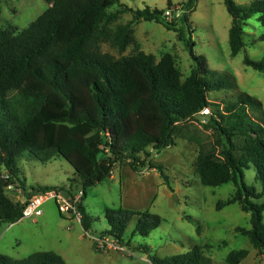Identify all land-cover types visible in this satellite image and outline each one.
Listing matches in <instances>:
<instances>
[{"label": "trees", "instance_id": "16d2710c", "mask_svg": "<svg viewBox=\"0 0 264 264\" xmlns=\"http://www.w3.org/2000/svg\"><path fill=\"white\" fill-rule=\"evenodd\" d=\"M46 1L49 6L19 33L0 29V226L21 220L24 202L37 195L62 191L72 198L80 189L84 197L87 188L110 177L119 164L126 162L134 170L155 169L149 150L158 153L173 146L178 126L209 108L206 127L215 137L211 144L197 142L195 173L204 186L233 183L234 193L218 202L216 209L238 204L241 211L249 213L250 228L236 231L264 256L262 103L239 91L230 100L209 101L210 92L233 90L235 79L224 81L210 70L204 57L194 54L191 37L184 39L182 32L178 38L194 61L183 81L169 54L156 62L153 55L140 50L116 59L99 50V44L107 42L124 52L132 41L136 21H153L175 30L180 20L181 28L189 29L185 14L167 23L164 11H133L119 0ZM195 1L188 0L185 8L192 10ZM224 5L231 18L228 44L234 57L245 47L246 21L257 16L264 26V0H251L246 6L224 0ZM116 6L119 9L110 11ZM126 11L133 19L111 30L109 25ZM257 41L264 42V34ZM243 64L264 74V55L259 60L245 57ZM57 157L74 170L67 186H44L31 192L21 187V202L7 196V189L22 186L21 159L46 164ZM250 167L259 191L244 183V170ZM81 201L77 204L79 225L86 233L92 218ZM104 218L108 228L99 237H110L121 247L128 244L124 233L133 218L131 237H146L161 223L159 216L147 211L121 208H107ZM93 247L100 252L95 242ZM203 248L208 246H194L184 254L165 258L149 256V260L151 264H211ZM136 249L150 252L145 245ZM247 254L246 250L232 251L225 263L240 264ZM0 264L66 263L56 253L35 252L20 260L0 254Z\"/></svg>", "mask_w": 264, "mask_h": 264}, {"label": "rangeland", "instance_id": "374dc122", "mask_svg": "<svg viewBox=\"0 0 264 264\" xmlns=\"http://www.w3.org/2000/svg\"><path fill=\"white\" fill-rule=\"evenodd\" d=\"M233 1L240 6L251 2ZM187 2L119 0L120 4L133 11L145 8L161 12L170 10L180 18L185 14L189 29L181 28L180 20L175 30H168L153 21H136L132 25V41L124 52H118L107 42L99 44L100 52L116 59L140 50L153 55L156 62L164 54H169L174 57L183 81L194 67V61L184 42L178 38L179 32H182L184 39L191 37L194 54L204 57L210 70L224 81L235 79L236 87L233 90L210 92L207 94L209 101L230 100L239 91L259 100L264 112V74L243 64L245 57L259 60L264 55V42L257 41L264 34V26L257 21V16L248 19L243 26L245 47L232 57L228 44L231 18L224 0H196L192 10L185 8ZM48 6L46 0H0V29L12 34L19 33ZM117 9L119 7L116 6L110 11L115 12ZM132 19L131 12H123L109 28L114 30ZM173 21L177 20L166 22ZM207 121L208 116H196L178 126L173 146L158 153L150 149L151 162L156 166L154 170L148 167L134 170L125 162L115 166L111 177L87 188L81 204L92 218V223L86 233L70 212L69 196L62 191H55L57 198H47L39 207L38 216L0 226V254L11 260H20L35 252H53L66 264H151L149 256L165 258L184 254L194 246L207 245L203 253L211 264H226V256L239 250L248 252L240 264H264V256L257 253L248 239L236 231L237 228H250V214L241 211L238 204L216 209L218 202L225 201L234 193L233 183L217 187L204 186L195 173L198 143L211 144L215 137L213 131L206 127ZM18 167L22 186L16 184L6 191L7 196L16 202L23 199L21 187L25 192L44 186L64 187L74 174L72 166L60 157L46 164L21 159ZM254 178L253 167L244 170L246 186L259 191L260 185ZM79 190L73 194L76 195ZM59 206L68 209L59 213ZM107 208L147 211L159 216L161 223L146 237L137 234L131 237L136 221L133 218L124 233L128 244L120 246L123 250H99V234L108 228L104 218ZM103 239L117 245L110 237ZM94 241H97L100 252L94 249ZM138 245L147 246L149 254L137 250Z\"/></svg>", "mask_w": 264, "mask_h": 264}, {"label": "built area", "instance_id": "2783aa9c", "mask_svg": "<svg viewBox=\"0 0 264 264\" xmlns=\"http://www.w3.org/2000/svg\"><path fill=\"white\" fill-rule=\"evenodd\" d=\"M164 18L166 21H172V20H177L178 19V14H176L174 16V11H170V10H165L164 13ZM200 115L202 116H207L210 114V110L209 108H204L199 112ZM57 198V194L55 192H48L45 194H40L37 195L27 201H25V205L24 208L22 210V218H27V217H31L33 215L38 216L39 214V207L43 204V202L49 198ZM83 197V192L81 190H79L76 195H73V197L71 198L70 196L68 197L69 199V205L68 207H70V212H72V215L75 216V220L80 223V213L77 210V204L81 201ZM60 199V198H58ZM64 209L67 211L68 208H63L62 206H59V211H64ZM104 237H101L100 240V249L98 248V243L97 241L96 243V247L99 250H113V251H119V250H123V248H120V246H118V244H110L107 243V240L103 239Z\"/></svg>", "mask_w": 264, "mask_h": 264}, {"label": "crops", "instance_id": "0c3cea01", "mask_svg": "<svg viewBox=\"0 0 264 264\" xmlns=\"http://www.w3.org/2000/svg\"><path fill=\"white\" fill-rule=\"evenodd\" d=\"M152 170H154V169H152ZM111 177V176H110ZM22 193H20V195H21ZM23 197V196H22Z\"/></svg>", "mask_w": 264, "mask_h": 264}]
</instances>
